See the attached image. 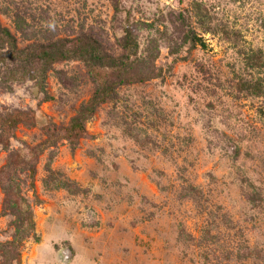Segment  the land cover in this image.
<instances>
[{
	"label": "rangeland",
	"instance_id": "374dc122",
	"mask_svg": "<svg viewBox=\"0 0 264 264\" xmlns=\"http://www.w3.org/2000/svg\"><path fill=\"white\" fill-rule=\"evenodd\" d=\"M0 23L20 48L90 36L117 58L130 30L146 63L131 74L152 75L118 85L79 139L41 151L98 83L70 59L44 93L8 79L0 54V171L36 222L22 264H264V93L242 89L264 87V0H0ZM17 111L30 120L3 131ZM4 199L0 183V242L15 234Z\"/></svg>",
	"mask_w": 264,
	"mask_h": 264
},
{
	"label": "trees",
	"instance_id": "16d2710c",
	"mask_svg": "<svg viewBox=\"0 0 264 264\" xmlns=\"http://www.w3.org/2000/svg\"><path fill=\"white\" fill-rule=\"evenodd\" d=\"M119 11L120 8L116 5V12ZM16 21L17 30L26 36L27 29L23 24V18L18 15ZM188 40L194 45L205 46L199 38L193 35L188 36ZM120 46L124 54L119 58L104 54L99 42L90 36L66 40L60 38L46 45L32 43L25 48H20L17 37L0 23V48L7 49L6 52L0 54L4 61H7L8 79L33 80L39 85L42 92L47 93L46 79L54 64L70 59H80L90 68L98 83L92 97L81 105L69 126L47 130V140L42 144L41 151L48 145H54L62 135L72 141L79 139L86 132V121L95 114L101 105L115 95L118 85L131 83L137 77L140 81L152 78V75H148L142 70L131 74L133 69L136 67L138 69L139 66H144L146 63L138 56L139 44L133 38L130 30H126L124 38L120 41ZM259 60L260 56L257 54L247 57V63L251 68L257 67ZM113 74L118 78L117 81L110 79V75ZM242 89L255 96H261L264 93V87L260 81L245 82ZM29 116L24 111L8 114L2 120L1 128L3 131L15 129L19 124L29 121ZM4 143V137L0 135V145ZM5 146L8 147L9 144L6 143ZM22 161L24 164L30 165L31 177L34 179L35 166L26 162L25 159ZM8 166L9 164L5 165L0 171V183L5 194L3 209L13 217L15 234L12 240L0 242V264H22V249L27 239L37 238L34 205L22 195V190L15 183L14 177L8 175Z\"/></svg>",
	"mask_w": 264,
	"mask_h": 264
}]
</instances>
